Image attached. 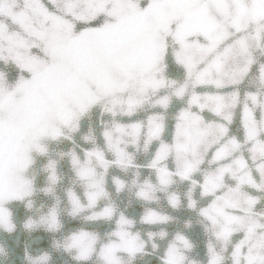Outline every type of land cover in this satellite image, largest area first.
Listing matches in <instances>:
<instances>
[{"label":"snow or ice","instance_id":"1","mask_svg":"<svg viewBox=\"0 0 264 264\" xmlns=\"http://www.w3.org/2000/svg\"><path fill=\"white\" fill-rule=\"evenodd\" d=\"M0 64V231L21 203L73 264H195L199 225L206 264H264V0H0ZM35 156L52 203L34 208Z\"/></svg>","mask_w":264,"mask_h":264},{"label":"water","instance_id":"2","mask_svg":"<svg viewBox=\"0 0 264 264\" xmlns=\"http://www.w3.org/2000/svg\"><path fill=\"white\" fill-rule=\"evenodd\" d=\"M4 66L0 64V68ZM8 72V78L10 82H13L16 79V72L12 66L4 69ZM89 127L96 129L99 132L100 128V116L99 112L93 110L90 117L85 118L81 121V133L88 131ZM76 145H80L79 136L75 137ZM73 147V144L69 142L62 143H49V155L52 158H57V155L61 152H66ZM46 163L44 157L35 156V163L30 168L28 175L34 177V184L37 188V192L33 197L34 208L39 207L41 204L51 205L52 200L49 197L44 196L39 189L42 188L45 184V175L41 171L43 165ZM58 170L60 174L64 177L63 183L59 185L56 189V194L63 198V190L69 186V180L71 178V172L69 170V165L67 161H60L58 165ZM119 174V173H115ZM116 202L119 206L125 210L126 215L130 217H139L141 214L142 208L141 205L132 201L129 205L128 198L126 195H121L117 198ZM12 211V219L15 224V230L12 233H5L0 231V242L6 243L9 250V257L7 264H26L25 261V252L35 255L40 251H47L51 255V264H73V261L70 257L63 253H58L50 248V242L52 235L45 233L43 231H36L31 234L27 233L22 225L25 219L29 215H33L34 211L30 212L25 209L24 205L21 203H13L9 206ZM173 215L177 217L180 221L179 224L169 225V230L174 231L176 228L180 227L181 224L188 218L190 215L186 211L174 212ZM64 222L66 229L78 226L77 221H71L69 218L64 217ZM137 229L141 231H147L146 227L137 225ZM106 230L101 229V231ZM39 237L40 239H37ZM190 239H192L194 248L190 255L192 260H198L200 264H206V237L204 236L202 228L199 225H194L192 232L189 233ZM30 244V247L28 245ZM2 264V262H0ZM134 264H159L158 258L156 255H147L144 257H138Z\"/></svg>","mask_w":264,"mask_h":264},{"label":"clouds","instance_id":"3","mask_svg":"<svg viewBox=\"0 0 264 264\" xmlns=\"http://www.w3.org/2000/svg\"><path fill=\"white\" fill-rule=\"evenodd\" d=\"M41 205H44V204H41ZM30 216H34V214L33 215H29L26 219H25V221L23 222V225H24V223L27 221V219L30 217ZM23 225H22V227H23ZM23 229H24V227H23ZM25 230V229H24ZM26 231V230H25ZM27 233H29V234H31V233H33V232H36V231H31V232H29V231H26ZM37 239H40L39 237H37ZM52 239H53V237H52ZM51 239V240H52ZM50 244H51V242H50ZM28 247H30V244L28 245ZM51 248V247H50ZM52 250V249H51ZM8 257H9V250H8V247H7V245H6V243H2V242H0V262H2V264H7V262H8ZM194 262H195V264H200V262L198 261V260H193Z\"/></svg>","mask_w":264,"mask_h":264}]
</instances>
